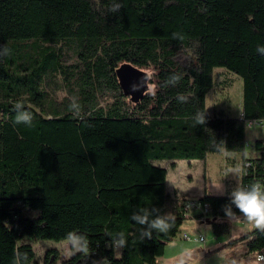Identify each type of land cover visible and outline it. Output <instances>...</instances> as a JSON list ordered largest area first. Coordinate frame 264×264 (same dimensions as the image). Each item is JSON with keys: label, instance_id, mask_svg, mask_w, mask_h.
Returning <instances> with one entry per match:
<instances>
[{"label": "trees", "instance_id": "1", "mask_svg": "<svg viewBox=\"0 0 264 264\" xmlns=\"http://www.w3.org/2000/svg\"><path fill=\"white\" fill-rule=\"evenodd\" d=\"M122 67L150 68L153 90L127 95ZM215 68L242 80L238 118L205 113ZM57 77L60 102L45 89ZM254 121L264 122V0H0V264L34 262L25 238L70 236L84 248L62 264H158L185 200L167 216V170L155 163L240 154L251 163L241 193L264 198V139L245 158ZM198 201L213 217L244 214L237 196ZM236 244L264 256V226L224 246ZM58 260L49 250L44 264Z\"/></svg>", "mask_w": 264, "mask_h": 264}, {"label": "rangeland", "instance_id": "2", "mask_svg": "<svg viewBox=\"0 0 264 264\" xmlns=\"http://www.w3.org/2000/svg\"><path fill=\"white\" fill-rule=\"evenodd\" d=\"M63 59L65 64H73L77 60L67 47L63 50ZM139 72L149 73L150 68L140 69ZM45 89L58 102L67 97L59 77L48 80ZM152 90L153 85L148 84V91ZM241 100L242 80L224 68H215L213 70V87L205 97V113L210 117L238 118ZM250 123L251 125H249ZM252 123H246V159L256 157L253 149L254 142L264 139V122L253 124L254 126ZM170 164L166 161L155 163L156 166L167 170L166 183L169 184L168 189L166 188L169 191L167 216L169 217L176 213L183 198H185L184 200H198L201 198L199 196L233 197L237 196V193H241L243 164L240 154L221 152L209 154L205 161H178L175 164V169ZM205 170L208 172L207 175ZM171 191L175 195H171ZM197 213L199 211L195 212V214ZM190 223L193 225L188 226ZM212 223L228 224L229 232L222 236H215L211 227ZM257 228L259 227L256 226L255 221L249 220L245 214L220 218L211 216L210 212L205 220L193 216L183 222L177 236L165 247L163 257L158 259V264H264V262L257 261L258 255L248 254L238 244L224 246L227 242L238 239ZM184 235L189 239L184 240ZM199 237H203L204 242H200ZM22 243L30 244L35 252V260L32 264H44L45 254L49 250L58 253L57 264H62L84 248L79 241L73 243V239L59 243L52 241L31 243L25 238L20 242V244ZM216 249L219 250L216 254L206 256L208 252ZM115 250L118 256L120 247L116 245ZM101 264H105V262Z\"/></svg>", "mask_w": 264, "mask_h": 264}, {"label": "clouds", "instance_id": "3", "mask_svg": "<svg viewBox=\"0 0 264 264\" xmlns=\"http://www.w3.org/2000/svg\"><path fill=\"white\" fill-rule=\"evenodd\" d=\"M27 120V116L18 117ZM201 123L203 121H200ZM237 204L240 210L249 218L255 221L257 227L264 226V198H260L258 193L243 194L237 193ZM72 237L70 236V239ZM78 241L73 239V243Z\"/></svg>", "mask_w": 264, "mask_h": 264}, {"label": "water", "instance_id": "4", "mask_svg": "<svg viewBox=\"0 0 264 264\" xmlns=\"http://www.w3.org/2000/svg\"><path fill=\"white\" fill-rule=\"evenodd\" d=\"M119 80L120 83L127 89V95L131 96L133 99L143 96V94L148 90L145 74L139 72L137 69L129 67L123 68L119 71Z\"/></svg>", "mask_w": 264, "mask_h": 264}, {"label": "built area", "instance_id": "5", "mask_svg": "<svg viewBox=\"0 0 264 264\" xmlns=\"http://www.w3.org/2000/svg\"><path fill=\"white\" fill-rule=\"evenodd\" d=\"M242 167L244 169L245 175H247V170L250 169L251 163L247 161L246 163L242 165ZM256 189H258V186L256 187ZM196 211H199V213L195 214ZM210 211H211V208L208 204L202 205L198 200H185L184 205H183V219L184 221L189 220L193 216L194 217L198 216L201 219L207 216L210 213ZM183 239L187 240L189 239V237L184 235ZM199 241L204 242V238L199 237ZM258 261L264 262V256L259 257Z\"/></svg>", "mask_w": 264, "mask_h": 264}, {"label": "crops", "instance_id": "6", "mask_svg": "<svg viewBox=\"0 0 264 264\" xmlns=\"http://www.w3.org/2000/svg\"><path fill=\"white\" fill-rule=\"evenodd\" d=\"M241 104H242V100H241ZM238 114H240V116H241V109H240V111L238 112ZM239 116V117H240ZM261 123V122H260ZM178 162V161H177ZM175 164H176V162H175ZM189 165H191V163H188ZM171 165V164H170ZM205 172H206V175L208 174V172H207V170H205ZM207 178V177H206ZM205 178V179H206ZM167 179V178H166ZM168 186H169V184L167 185V183H166V188L168 189ZM166 192H167V194L169 193V191L168 190H166ZM171 195H175V194H172V191H171ZM177 196V195H176ZM199 197H202V196H199ZM183 199H185V198H183ZM196 217V216H195ZM193 224L192 223H190L188 226H192ZM166 249V248H165ZM163 257V256H162Z\"/></svg>", "mask_w": 264, "mask_h": 264}, {"label": "bare ground", "instance_id": "7", "mask_svg": "<svg viewBox=\"0 0 264 264\" xmlns=\"http://www.w3.org/2000/svg\"><path fill=\"white\" fill-rule=\"evenodd\" d=\"M253 124H262V123H259V122H253L252 125H253ZM249 125H251V123H250ZM253 126H254V125H253ZM248 170H249V169H248ZM248 170H247V173H248ZM243 174L245 175V173H244V169H243V167H242L241 175H243ZM209 214H210V213H209ZM209 214H208V215H209ZM208 215H207V216H208ZM207 216H205L204 218H201V220H205ZM259 257H261V255H258V258H259ZM258 258H257V261H258Z\"/></svg>", "mask_w": 264, "mask_h": 264}]
</instances>
